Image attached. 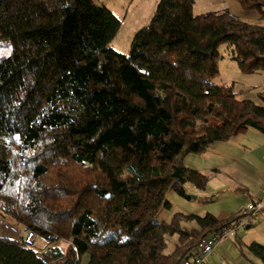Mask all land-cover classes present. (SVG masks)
Here are the masks:
<instances>
[{"label": "trees", "instance_id": "trees-1", "mask_svg": "<svg viewBox=\"0 0 264 264\" xmlns=\"http://www.w3.org/2000/svg\"><path fill=\"white\" fill-rule=\"evenodd\" d=\"M236 1L264 21V0ZM193 3L159 0L125 55L109 46L119 20L93 0H0V218L47 242L0 240V264H178L242 218L156 222L167 190L207 185L183 150L264 135V104L213 82L222 43L242 74L264 72V23ZM247 248L264 264V247Z\"/></svg>", "mask_w": 264, "mask_h": 264}, {"label": "rangeland", "instance_id": "rangeland-1", "mask_svg": "<svg viewBox=\"0 0 264 264\" xmlns=\"http://www.w3.org/2000/svg\"><path fill=\"white\" fill-rule=\"evenodd\" d=\"M93 1L97 5L107 8L119 20V29L109 46L125 55L129 53L133 37L150 21L159 3V0ZM217 9L209 0H194L192 12L194 15H200L217 11ZM260 22L264 23V21ZM230 49L229 45L225 43L218 46L217 51L221 57L218 63L219 75L213 82L219 85L232 86L238 100H248L257 105H263L264 72L242 74L229 58ZM10 52V45L4 44L0 47V56L9 55ZM179 159L182 163L201 169V171L189 169L183 164L187 169L205 175L207 185L205 190H198L194 185L186 183L185 190L187 196L190 197L189 199L167 190L164 198L170 204V208L162 209L156 222H170L175 215L204 217L206 214H211L217 219H225L230 214L238 211L242 212L247 204L248 199L245 203L242 195L243 191L239 190L240 187L257 186L260 184L258 182H264V135L249 129L246 133L227 141L213 143L207 151L200 155H189L186 154V150H183L179 155ZM248 191L250 195H254L253 188ZM246 197L248 198V196ZM180 223L182 228L187 230L197 228L195 220L190 221L181 218ZM235 233L227 240L219 242L216 247L219 245L222 247L228 245V248L233 246L232 248L235 249L236 254L244 255L242 257L244 262L252 264L249 261H255L257 264H262L250 253L247 247L251 243L264 247L263 216H258L249 228H238ZM27 234L28 232H22L13 222L0 218V240L11 243L23 239L31 242L33 236L29 238ZM36 244L37 249H43L47 242L38 239ZM58 246L63 252L68 249V243L66 242L61 241ZM171 251L172 245H168L165 252L170 253ZM226 255L224 252H220L219 249L215 250L211 256L213 261L210 264H230V260ZM79 264H89L88 255H83Z\"/></svg>", "mask_w": 264, "mask_h": 264}, {"label": "built area", "instance_id": "built-area-1", "mask_svg": "<svg viewBox=\"0 0 264 264\" xmlns=\"http://www.w3.org/2000/svg\"><path fill=\"white\" fill-rule=\"evenodd\" d=\"M242 218L238 223L230 225L218 232H214L206 237H203L197 243L194 255L189 259H183L178 264H205L206 258L213 252L216 245L229 237L234 236L238 228L250 227L260 214H264V186L262 187V195L255 199L248 197L247 204L241 212ZM28 237L31 239V245H36L38 236L28 232ZM33 240V241H32Z\"/></svg>", "mask_w": 264, "mask_h": 264}, {"label": "crops", "instance_id": "crops-1", "mask_svg": "<svg viewBox=\"0 0 264 264\" xmlns=\"http://www.w3.org/2000/svg\"><path fill=\"white\" fill-rule=\"evenodd\" d=\"M209 1H211L218 8L217 9L218 12L228 11L232 15H234V16L242 19V20L248 21V22H260V20H261V17L257 12L243 11L236 0H209ZM189 155H192V154H189ZM191 159H193V158H191ZM183 164L185 166H187V168H189V169L201 171V169H199L198 167H192L191 165H189V164L187 165L186 163H183ZM263 180H264V175H263ZM258 183H260V184H258L257 186L253 185L252 187H242V188L240 187L239 188V190L241 192L243 191L242 195H243V200L245 201V203H246V200L248 199L246 196H248L250 198H255V197L262 195V187L264 186V182H258ZM250 188H253L252 192H254V195L253 194L250 195V193L248 191V190H250ZM259 216H263V218H264V214H260ZM254 242H256V241H254ZM251 244H254V243H251ZM260 244H262V243H260ZM46 247H47V245H45L44 248H46ZM232 247L233 246H230V248H228V245H225L223 247L219 245L215 248V250L219 249V251L224 252L225 255L228 254L226 256H227L228 260H230V264H248V262H244V260L242 259V257L244 255L236 254L235 249ZM215 250H213V252ZM213 252L206 258V260H205V263L207 262L206 264H210L213 261L211 259ZM249 262H251L252 264H257L255 261H249Z\"/></svg>", "mask_w": 264, "mask_h": 264}]
</instances>
